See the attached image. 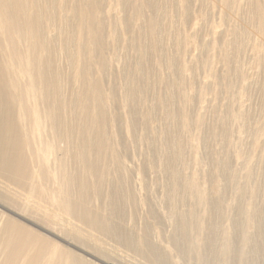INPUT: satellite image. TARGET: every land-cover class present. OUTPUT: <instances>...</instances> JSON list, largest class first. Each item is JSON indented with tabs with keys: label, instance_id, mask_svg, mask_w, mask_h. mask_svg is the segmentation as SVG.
I'll return each instance as SVG.
<instances>
[{
	"label": "rangeland",
	"instance_id": "rangeland-1",
	"mask_svg": "<svg viewBox=\"0 0 264 264\" xmlns=\"http://www.w3.org/2000/svg\"><path fill=\"white\" fill-rule=\"evenodd\" d=\"M0 8V221L44 238L31 264H264V0Z\"/></svg>",
	"mask_w": 264,
	"mask_h": 264
},
{
	"label": "bare ground",
	"instance_id": "bare-ground-1",
	"mask_svg": "<svg viewBox=\"0 0 264 264\" xmlns=\"http://www.w3.org/2000/svg\"><path fill=\"white\" fill-rule=\"evenodd\" d=\"M0 10H1V8H0ZM4 150H5V146H2L1 151H4ZM169 159H171V158H169ZM177 207H179V206H177ZM179 210H180V208H179ZM263 220H264V218L262 219V223H263ZM0 223H1L0 224L1 225L0 226V239H1L0 240V255L3 258V264H14L17 261H22V263H20V264H31V259L32 258L34 259V257H36L37 253H38L35 246L31 244V251H30V249H28L27 252H23L22 250H18V249L22 246H25L29 239H38L40 241H45L44 238L37 235L34 232H31V233L24 232L23 234L26 237L23 239L22 237L17 236V233H21V231H22V227H20L17 223L13 222L9 218L5 221L4 224H2L3 223L2 221H0ZM10 227L14 228V231L11 233L12 238L10 239L12 246H11V249H7L6 244H2V243H3L4 239L7 238V230H9ZM78 231H76V233ZM79 234H81V233H79ZM76 240H78V239H76ZM73 244H75V243H73ZM161 264H163V263L161 262ZM244 264H248V263L245 262Z\"/></svg>",
	"mask_w": 264,
	"mask_h": 264
}]
</instances>
